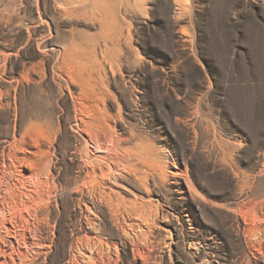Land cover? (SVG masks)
Returning <instances> with one entry per match:
<instances>
[{
  "label": "rangeland",
  "instance_id": "374dc122",
  "mask_svg": "<svg viewBox=\"0 0 264 264\" xmlns=\"http://www.w3.org/2000/svg\"><path fill=\"white\" fill-rule=\"evenodd\" d=\"M52 2L41 3L48 21L35 31L47 34V56L22 48L37 7L0 24V44L18 53L10 62L36 63L45 77L24 89L25 115L66 111L39 156L58 186L40 264H72L76 236L80 264H264L247 257L238 230V217L264 227V0H67L63 12ZM70 41L114 65L116 128L144 161L112 174L116 192L91 211L71 186L87 150L70 129L69 99L47 78L52 43ZM88 149L99 153L95 142Z\"/></svg>",
  "mask_w": 264,
  "mask_h": 264
},
{
  "label": "bare ground",
  "instance_id": "6f19581e",
  "mask_svg": "<svg viewBox=\"0 0 264 264\" xmlns=\"http://www.w3.org/2000/svg\"><path fill=\"white\" fill-rule=\"evenodd\" d=\"M47 1L0 0V24L4 25L16 23L22 8L37 7V24H27V39L22 48L33 47L43 57L47 56V34L38 36L35 31L37 26L47 25L48 20L40 10L41 3ZM67 4V0L51 3L60 12L67 9ZM52 48L58 57L47 69V78L57 85L62 97L69 99L70 129L81 136L87 150L78 156L72 191L80 194L83 208L91 211L92 205L101 208L106 197L116 192L108 185L112 174L121 173L128 164L141 170L144 161L139 145L125 146L124 142L131 139L116 128L118 114L113 112L116 100L108 85L115 74L112 62L106 64L96 52L93 58L81 53L73 41L52 43ZM7 49H10L7 44H0V109H7L9 115L6 123H0V264H40L43 248L50 239L53 218L50 205L58 186L39 156L44 153L46 140L50 141L53 134L56 137L66 111L40 120L25 115L24 89L40 84L45 77L34 76L40 74L36 63L23 62L17 70L10 59L18 53ZM91 142H95L99 153L88 149ZM238 230L249 245L248 258L264 255V227L247 230L238 217ZM82 241L83 237L76 236L72 242L76 250L72 264L81 262ZM89 258H93L92 250Z\"/></svg>",
  "mask_w": 264,
  "mask_h": 264
}]
</instances>
